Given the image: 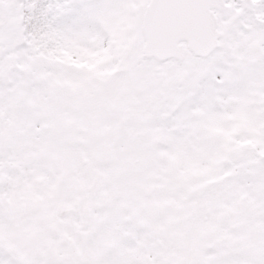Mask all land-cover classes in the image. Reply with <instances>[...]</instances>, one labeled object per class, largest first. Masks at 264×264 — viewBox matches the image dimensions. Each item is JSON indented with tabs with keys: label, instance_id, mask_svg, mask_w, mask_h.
<instances>
[{
	"label": "rangeland",
	"instance_id": "374dc122",
	"mask_svg": "<svg viewBox=\"0 0 264 264\" xmlns=\"http://www.w3.org/2000/svg\"><path fill=\"white\" fill-rule=\"evenodd\" d=\"M146 1L28 0L26 26L20 0H0V264H178L169 240L199 180L232 173L234 214L247 191L264 198V0L221 27L208 58L181 63L142 56ZM131 85L133 125L151 142L137 161L115 135L94 133L118 123L110 103ZM99 100L113 118L95 125ZM93 166L106 181L91 200ZM148 184L154 206L133 209L132 186ZM61 203L73 208L65 249L43 226ZM260 223L233 215L232 238ZM233 264H264V254Z\"/></svg>",
	"mask_w": 264,
	"mask_h": 264
},
{
	"label": "flooded vegetation",
	"instance_id": "af4514ba",
	"mask_svg": "<svg viewBox=\"0 0 264 264\" xmlns=\"http://www.w3.org/2000/svg\"><path fill=\"white\" fill-rule=\"evenodd\" d=\"M225 1L228 2V6L224 12L217 14L218 24H221L220 28L223 26L225 30L229 31L235 21L240 19L247 10L241 8L240 0H233L235 4L232 8L235 10L230 13V1ZM254 3L255 0H250V8ZM234 14H238L239 16L232 22L230 18ZM223 20L225 22H222ZM130 88L128 92L115 95L113 101L110 103V108L113 110L112 112H115L118 123L109 128L103 127L101 131L94 133H96L95 135H115L117 139L123 138L127 141L130 154L137 161L141 160L140 157L146 148L151 145V142L146 138V129L139 131L136 130L137 126L132 125V85ZM99 102L101 105L97 107L98 109L91 112L88 117V122L95 125L103 122L105 119L113 118L112 114L105 111L103 106L104 101L99 100ZM89 103L90 100L84 101V104L88 105ZM124 105L125 107H123ZM82 153L80 152V154ZM232 177V173L221 172L219 173L218 180H199L196 189L188 190L185 198H182V205L178 212L180 216L177 220L175 240L173 238L169 240L170 243L176 241L177 246L180 247L181 254L178 256V264H233L236 257L247 255L258 259L263 257L264 198L261 197L263 195L253 196L249 191L245 195H242L238 211L235 214L240 215L244 222L257 221V218H260L262 221L260 225L262 226L259 229L257 227H250L246 233V238L242 240L233 239ZM60 183L67 184V179L61 177ZM149 185H152L154 188L150 197L145 196V189ZM65 187L66 191L70 189L69 185ZM157 191L153 184L142 185L135 190H133L132 186V199L129 201V204H132L133 209L138 208L142 212L151 210L152 206H154L152 201ZM186 200L188 204L185 205ZM58 206L59 209L69 205L61 203ZM68 217L62 218L55 211L51 217L45 218L43 222L44 227L49 230L52 228L58 230V238H53L50 241L51 246L60 243L62 239L65 240L63 245L59 244L60 247H64L62 249L67 248L70 244L73 246L74 241L70 237L73 235L72 226L71 221H68L70 220ZM37 224L38 226L42 225L41 222ZM66 251L69 252V250Z\"/></svg>",
	"mask_w": 264,
	"mask_h": 264
},
{
	"label": "water",
	"instance_id": "95a60500",
	"mask_svg": "<svg viewBox=\"0 0 264 264\" xmlns=\"http://www.w3.org/2000/svg\"><path fill=\"white\" fill-rule=\"evenodd\" d=\"M242 6L247 8L248 0H242ZM225 8L224 0H149L140 28L143 57L157 62L169 59L182 62L188 52L194 57H208L218 47L221 37L214 10L222 12ZM104 181L105 175L93 168L86 188L90 198L96 197ZM151 191V188L146 190V195ZM70 198L68 193L66 199ZM69 212L70 209H62L60 215ZM82 215L88 219V206L82 208ZM52 235L57 236L56 230H52Z\"/></svg>",
	"mask_w": 264,
	"mask_h": 264
},
{
	"label": "trees",
	"instance_id": "16d2710c",
	"mask_svg": "<svg viewBox=\"0 0 264 264\" xmlns=\"http://www.w3.org/2000/svg\"><path fill=\"white\" fill-rule=\"evenodd\" d=\"M28 0H20V3L19 6L21 7V11L24 12V15H25V18H24V21H25V24L26 26H29L27 23L30 24L29 20H32V17L30 15V6H29V3H27ZM27 31V30H26ZM30 33V31H28ZM153 60H147V62H151Z\"/></svg>",
	"mask_w": 264,
	"mask_h": 264
}]
</instances>
